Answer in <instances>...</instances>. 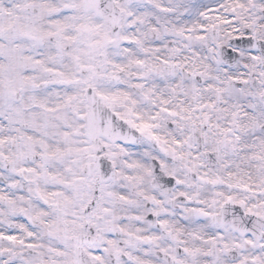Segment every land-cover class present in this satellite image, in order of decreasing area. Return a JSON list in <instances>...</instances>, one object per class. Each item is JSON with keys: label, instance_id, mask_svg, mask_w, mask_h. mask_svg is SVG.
Masks as SVG:
<instances>
[{"label": "snow or ice", "instance_id": "1", "mask_svg": "<svg viewBox=\"0 0 264 264\" xmlns=\"http://www.w3.org/2000/svg\"><path fill=\"white\" fill-rule=\"evenodd\" d=\"M0 264H264V0H0Z\"/></svg>", "mask_w": 264, "mask_h": 264}]
</instances>
